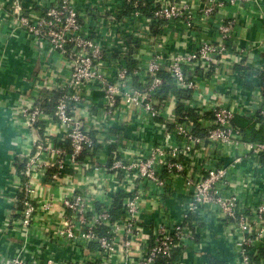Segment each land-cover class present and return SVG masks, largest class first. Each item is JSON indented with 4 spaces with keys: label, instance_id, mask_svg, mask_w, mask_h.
<instances>
[{
    "label": "built area",
    "instance_id": "1",
    "mask_svg": "<svg viewBox=\"0 0 264 264\" xmlns=\"http://www.w3.org/2000/svg\"><path fill=\"white\" fill-rule=\"evenodd\" d=\"M250 4L264 0H0V57L19 42L48 58L4 109L19 140L1 190L0 264H186L190 251V264H231L201 250L211 215L234 260L254 264L264 140H244L233 120L264 119V63L228 62L251 84L246 108L225 106L218 81L231 10Z\"/></svg>",
    "mask_w": 264,
    "mask_h": 264
},
{
    "label": "crops",
    "instance_id": "2",
    "mask_svg": "<svg viewBox=\"0 0 264 264\" xmlns=\"http://www.w3.org/2000/svg\"><path fill=\"white\" fill-rule=\"evenodd\" d=\"M264 12V4L259 7L255 4H250L247 6L237 7V10H231L232 16L237 20V25L235 28V36L231 42L228 43L226 52L224 53L223 63L219 66L221 67L218 75L220 76L219 81V93L221 94V101L225 106L237 105L243 102L240 106L245 108L250 105V98L252 95L251 84L242 82L238 77V74L232 69V63H236L241 59L247 60L251 65L255 63H264V18H262L261 13ZM224 13L220 12L219 16L224 17ZM205 28V29H204ZM203 29V30H202ZM197 32L199 34L206 33L208 28L204 26ZM207 30V31H206ZM203 31V32H202ZM197 32H193L197 34ZM208 33V32H207ZM207 36L215 37L213 34H208ZM179 43H175L173 49L175 51L182 50ZM13 47L14 52L10 54L9 61L0 57V196H4L0 201V222L3 221L5 216V197L7 194H3L1 190L9 191V187L5 182L6 175L11 171L10 163L12 161V149L11 144L17 139L13 133L12 124L7 120L4 114V109L12 105L15 99V93L20 87L24 88L26 85V79L30 75H37L38 70L41 66L48 61L47 56L42 55L38 58L35 53L29 49L25 44L14 42ZM23 51L25 52V59H18L17 54ZM245 51V52H243ZM243 53V54H242ZM55 57V56H54ZM28 58V60L26 59ZM57 56L55 57V59ZM244 61V60H242ZM230 62V63H228ZM237 69V68H236ZM240 69V68H238ZM204 85V84H203ZM244 86V90H243ZM221 87V88H220ZM238 102V103H237ZM11 110V109H10ZM242 115V112H240ZM239 115V114H238ZM240 116V115H239ZM8 117V116H7ZM20 145L23 143L19 141ZM253 174V179L257 182L258 186L264 189V169L256 168ZM242 173L238 172L233 174V178L237 177V181L242 180ZM89 180H93V177H89ZM182 185H178L177 192L175 193L174 199L170 200L169 208L176 215L180 213L182 203L185 202V195L182 191ZM241 196H245L244 191L239 190ZM152 216V217H150ZM150 220L151 218H157L158 215H148L146 218ZM206 230L202 232L201 235V250L205 253L206 257H210L212 260H223L231 264H239L234 260L235 254L232 252V247L223 233L225 232L221 221H218L216 217L209 216L207 219ZM1 245L6 246L7 243L1 242ZM9 252H13L16 245L12 244ZM195 255L193 251L188 253V257L185 261L186 264L195 262ZM254 264H264V251H262L255 259Z\"/></svg>",
    "mask_w": 264,
    "mask_h": 264
},
{
    "label": "trees",
    "instance_id": "3",
    "mask_svg": "<svg viewBox=\"0 0 264 264\" xmlns=\"http://www.w3.org/2000/svg\"><path fill=\"white\" fill-rule=\"evenodd\" d=\"M264 80V73L260 74V80ZM262 90L264 95V83H262ZM180 97H191V94L189 95H183L179 94ZM47 111L52 112V107L46 105ZM191 117L195 119L194 115L191 114ZM233 123L240 127L244 134V140L247 141H263L264 140V119L258 118L257 120H253L244 116L237 115ZM115 206H117L118 210L117 213L120 214V201L118 199L115 202ZM119 216V215H118Z\"/></svg>",
    "mask_w": 264,
    "mask_h": 264
}]
</instances>
